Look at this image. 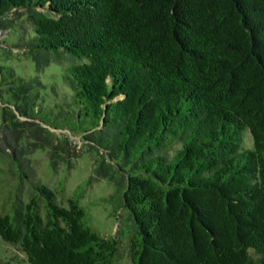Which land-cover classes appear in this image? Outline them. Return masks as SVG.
<instances>
[{
    "label": "trees",
    "instance_id": "trees-1",
    "mask_svg": "<svg viewBox=\"0 0 264 264\" xmlns=\"http://www.w3.org/2000/svg\"><path fill=\"white\" fill-rule=\"evenodd\" d=\"M2 28L35 74L0 66V237L24 255L0 264H116L86 182L60 201L35 178L37 148L55 169L85 147L127 212L132 264H264V0H0Z\"/></svg>",
    "mask_w": 264,
    "mask_h": 264
},
{
    "label": "rangeland",
    "instance_id": "rangeland-1",
    "mask_svg": "<svg viewBox=\"0 0 264 264\" xmlns=\"http://www.w3.org/2000/svg\"><path fill=\"white\" fill-rule=\"evenodd\" d=\"M18 23H24V21H18ZM18 35V31L15 29H0V66L10 65L17 74L33 75L35 74V66L29 57L16 54L5 57L4 48H11L13 51L18 50L17 47L10 46V44L15 43ZM50 67L46 66L40 72V77L46 84L45 90L52 95L53 87L56 88V84L60 86V80L57 76L51 74ZM7 99L6 92L4 90L0 91V120L1 106ZM55 131L61 132V130ZM63 132H67L72 148H78L81 145L82 141L79 136L71 135L67 130H63ZM31 158L37 181L48 184L52 188H55L58 184L64 186V195L63 197L60 196V201H65V198L73 193L77 184L86 182L84 195L80 199V203L87 209L91 225L103 236H116L119 239L121 256L116 261V264H132L127 246L131 233L130 222L127 220V212L123 208L117 212V215L112 214L116 202L109 199V195L114 193L115 186L111 181L97 175L93 171L99 161L98 153L85 147L77 156L70 158L71 164L69 168H66V163L59 159L58 164H56L57 167L55 169L52 168L49 152L45 148H37L31 154ZM9 181L8 163L0 153V211L3 208L1 205V201L3 200L2 195L5 194L4 191ZM0 254H18L19 257L24 256L15 245L3 241L1 237Z\"/></svg>",
    "mask_w": 264,
    "mask_h": 264
}]
</instances>
